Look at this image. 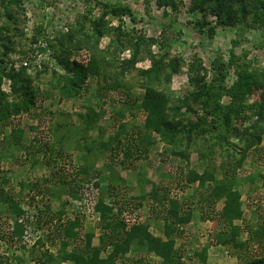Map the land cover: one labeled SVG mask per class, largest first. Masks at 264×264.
Returning <instances> with one entry per match:
<instances>
[{
  "label": "rangeland",
  "instance_id": "obj_1",
  "mask_svg": "<svg viewBox=\"0 0 264 264\" xmlns=\"http://www.w3.org/2000/svg\"><path fill=\"white\" fill-rule=\"evenodd\" d=\"M8 1L10 0H0V13H2L1 9H4V12L9 11L12 14V20L6 17L1 18L0 37L3 38L5 44L9 43L7 41L9 37L10 42L15 44L16 49L4 57L2 67L6 72H15L21 70L20 64L30 60V68L27 69V73L34 78L33 88L38 90L36 110H32L29 114L23 113L13 117L12 126L3 129L2 133H0V181L6 179L8 182L5 185L6 190L23 205L30 218L28 224L29 232L26 239H23L25 241V243L23 242L24 246L17 242L16 244H10L0 240V260L11 261L12 264H37L31 257V249L39 237L44 240V246L40 247L39 250L42 252L50 249L54 253L60 244L57 240V245H54L46 236L48 233H53L52 230H54L59 213L64 211L65 216L70 218L74 214L71 213V205L63 208L64 203L70 200V197H67L63 190L64 187L59 181L61 182L64 179L65 173L67 177H70L82 166L80 151L75 145L67 146L65 156H58L54 155V152L51 154L49 151L44 150L46 148H42L36 140L37 137H42L49 142H53L54 135L53 133H51L52 135L50 134V128L53 127L52 125L60 117L58 114H69L72 124L80 129L81 122L78 116L85 115L90 108L99 110L103 117L100 118L98 126L103 128L107 137L116 136L121 130L119 125L122 123L126 125L124 134H127L128 141L132 142V146L138 147L141 142V139L138 138L140 136L139 132H144L145 115L142 111H138L135 108L132 109V105L130 107L125 101L129 100L128 94L131 96L130 101L139 99L145 93L144 85L145 87L146 85L154 87L166 95L168 97V112L172 108L179 107L180 113L184 114L182 120L187 123L188 119L194 120L197 116L202 117L206 114L202 105L195 104L191 99H187L189 94L195 90L189 81L192 65L199 64L201 66V76L205 77V81L209 85L214 84L215 77L219 74L216 66L220 63L226 65L227 74L223 78L224 93H221V95L216 93V91L214 93V97H219V104L222 106L229 103L230 96L226 91L232 89L239 81V73L248 72L255 74V79L264 83V19H260L257 22L249 20L246 23L247 25L245 24L244 26L240 24L235 27H224L216 24V17L207 15L208 25L201 27L198 21L203 19V14L191 11V0H175L176 8L160 6L158 0H23L21 11H18L13 6L5 7ZM106 4L124 7L129 9L131 14L125 15L121 19L113 16L106 17L109 32L101 38L99 50L107 53H109V50L110 52L114 50L111 45L112 36L123 42V37L116 35V29L121 28L122 32L135 34L136 37H143L145 44H143L142 53L134 67L129 68H124L123 62L132 59L131 49H125L117 54L114 53L107 59L109 61L106 60L102 66L104 69L103 74L109 75L112 80L109 77L106 80L103 77H92L87 81L86 86L78 97L62 99L58 90L53 87L57 77L52 76V71L55 70L60 75H66L65 70L58 64L54 65V67L49 66V60L47 61L48 63L44 62L41 66L45 68L48 65V71L36 78V70L39 71V69L35 60L31 58V54H28V52L33 50L31 40L41 27L45 34L46 30L54 32L55 38L57 32H63V30L56 28H60L61 25L67 24L69 21L76 23L87 20L86 31H90L88 20L99 19L105 11L104 5ZM4 23H7L9 30L1 29ZM213 26L216 27V33L213 37H210L208 30ZM151 39L155 41L152 44L149 42ZM3 50H0V59L3 58L1 56ZM148 51L158 60H164V62L179 60L180 72L172 74L170 81L167 83L164 80L156 82L153 76H145L143 72L151 70L153 66L152 59L148 57ZM75 55L76 53L72 58ZM90 58L91 53L89 60ZM106 62H111L112 65L109 66ZM4 78L6 82L8 80L12 84L10 78L6 76ZM113 80L120 81L128 90L130 89V93L124 89L116 92L112 90L104 92L101 89L105 85V81L110 84ZM217 85H219V82L216 81ZM263 91V89H258L252 96L248 97L246 104L251 106L253 111L244 113L248 116L247 120L242 123L235 122V127L241 130L249 128L255 123H259L260 127L263 128L262 143L257 146V149H252L246 162L237 172H234L233 168L235 159L238 157L234 158L231 155L227 157L223 152L220 153L216 150L213 160L210 158V161L203 162L199 158V151L191 149L189 160L185 161L165 153L164 145L155 134L156 145L151 149L148 158L133 161V164L136 165L135 170L122 169V166L118 164L122 157L114 156V158H111L110 153L101 158L96 165V170L102 172L105 164H111L130 183L139 178L143 179V182H140L141 188L134 189L122 186V190L119 189V193H117L120 207H126L127 209L124 212L130 211L129 214L135 216L136 222L127 223L128 227L133 224L150 222L153 234L160 236L164 233V223L161 224L164 215L160 211L161 209L155 203L153 204L150 199H145L143 204L139 205L138 203L140 193L142 195L143 190H145L149 194L152 189L151 185L156 184L154 181L158 180H162L161 184L164 187L170 188L173 197L183 200L186 210H191L193 214L196 213L194 224L197 227L194 228V231H189V235L187 233L184 237H181L184 239L183 242L179 240L177 242V248L181 256L180 264H199L195 253L202 249L203 244L207 245V242L210 244L208 245L209 248L211 247L208 264H241V260L244 259L264 257V238L256 241L259 245L252 247L250 250L245 247L236 249L230 245L226 247L213 245V241L210 240L212 236L205 237V235L209 234V227H199L200 216L202 215L205 220L211 219L212 228L215 230L213 234L223 228L221 221L212 210L198 201L200 200L198 191H196L194 197L186 199L193 193V190L191 185H188L190 187L183 185L187 172L196 171V169L203 172L207 164L213 166L216 178L220 179L224 173L219 169V165L223 163L226 165L225 170L227 169L226 171L224 170L225 173L233 175L236 179L235 188H238L239 185L243 191L249 189V192H243L245 197L242 204L245 212V221L244 223L238 222V224L245 227L246 231H251V229L255 230L259 224L264 223V211H261L259 207L255 209L256 205L254 204V199L264 193V117L263 120H259L258 115L255 113V110L257 111L258 109L256 106L261 103ZM120 109L124 110V118L117 115V111ZM211 111L210 109L209 112L211 113ZM13 129L23 132L22 146L12 138L11 132ZM91 136L95 138L97 132H92ZM123 137H121L122 143H124ZM232 142L237 143L234 139ZM208 146V144L203 145L201 150L205 151ZM230 149H232V153L236 154L239 152L238 148ZM63 157L66 159L63 160ZM35 161L38 163H35ZM203 167L204 169L202 170ZM53 173H57V178H59L56 179V182L52 178ZM102 174L106 175L105 173ZM103 175L97 179L100 183V189H103L106 184ZM149 176L153 177L154 181ZM145 179L147 182H145ZM45 180L50 182L46 184L44 183ZM21 184L22 186L23 184H37L39 185L38 191H41V193H37L33 189L30 191L28 186L22 188ZM30 195L34 197V200L28 204L27 202L30 200L26 201L25 198ZM196 199L197 202H195ZM41 200H43L42 203ZM43 203L44 205H50V214L56 216H53L55 220L46 219L48 216L40 213V210H45L42 208ZM130 205H135L139 209L131 211ZM220 208L216 207L214 211L220 210ZM6 213L0 203V229L3 232L10 233L12 231V220L8 218ZM37 215L40 217V222L36 218ZM153 221H156L155 226L152 224ZM157 221L161 222L160 226H158ZM89 231H95V229L89 223H83L81 236ZM200 231L204 233L203 240L200 237ZM246 236L247 233H242L238 240L244 242ZM98 244L99 238L95 237L93 245L97 246ZM143 254H137L133 250L126 257L133 260L135 257L142 258ZM148 259L150 261L148 264L162 263V260L157 257ZM60 264L73 263L65 260ZM119 264L128 263L121 261Z\"/></svg>",
  "mask_w": 264,
  "mask_h": 264
},
{
  "label": "trees",
  "instance_id": "obj_2",
  "mask_svg": "<svg viewBox=\"0 0 264 264\" xmlns=\"http://www.w3.org/2000/svg\"><path fill=\"white\" fill-rule=\"evenodd\" d=\"M158 3L160 6L176 8L175 0H158ZM22 4L23 0H10L5 7L13 6L21 11ZM104 7L105 11L99 19L88 20L90 31H86L87 20L76 23L69 21L66 24V31L57 32L55 38L48 41V48L53 59L66 72V75H60L57 71H52V76L57 77L53 87L58 90L62 99L78 97L87 81L92 77H103L104 80L109 77L112 80L109 75L103 74L104 69L102 66L110 58L109 56L114 53L117 54L125 49H131L132 59L123 62L124 68L134 67L142 53L143 44H145L143 37H136L135 34L122 32L121 28L116 29V35L123 37V42L112 36L111 45L114 50L111 52L109 50V53L99 50L101 38L109 32L106 17L113 16L121 19V17L131 14V11L124 7L109 4L104 5ZM1 10L0 20L2 17L12 20V14L9 11L4 12V9ZM191 11L203 14V19L198 21L201 27L208 25L207 15L216 17L217 25L235 27L243 24L244 26L249 20L257 22L264 19V0H191ZM1 29L9 30L7 23H4ZM215 29L216 27L213 26L208 30L210 37L215 35ZM40 40H46V34L42 27L36 31L31 41L35 44ZM7 41L9 43L5 44L3 38L0 37V50L4 49L1 55L3 58L0 59V133L3 129L12 126L13 117L23 113L29 114L32 110L35 111L38 103V90L33 88L34 78L27 73L30 65L10 73L3 69L4 57L16 49L15 44L10 42L9 37ZM149 42L152 44L155 41L151 39ZM81 50L91 53V58L86 66L72 60V56ZM33 52L31 50L28 54L30 55ZM105 53L106 55H104ZM148 54V57L152 59L153 66L151 70L143 72L145 76H153L156 82L164 80L167 83L170 81L172 74L180 72L179 60L164 62V60H158L149 51ZM106 63L109 66L112 65L111 62ZM48 69L49 66L47 65L42 70H36L35 77L39 78ZM226 69V65L223 63L217 65L216 70L219 74L215 77L214 84L209 85L206 83L205 77L201 76V66L199 64L192 65L189 81L195 90L189 94L187 99H191L195 104L202 105L206 114L202 117L197 116L194 120L188 119L187 123L182 120L184 114L180 113L179 107L172 108L168 112V97L154 87L148 85L145 87L144 85L145 93L134 101H130L131 96L128 94L129 100L125 102L130 107L132 105V109L142 111L145 115L144 132H139L140 136L138 138L141 139V142L138 147L132 146V142L128 141L127 134L125 133L126 136L124 134L126 125L122 123L119 125L121 130L116 136L107 137L103 128L98 126L100 118L103 117L99 110L90 108L85 115H79L80 129L72 124L69 114H58L60 117L50 128V134L53 133L54 135L53 142H49L42 137H37L36 140L42 148H46L44 150L49 151L51 154L54 152V155L65 156L66 147L73 145L81 153L80 158L83 164L77 169L75 176L70 175V177H67L64 171L65 177L61 182L59 181L64 187L63 190L67 197H70H68L70 200L64 203L63 208L70 206L71 200L79 197V191L85 182L98 178L103 175L102 173H105L106 175H103V178L106 184L101 189L96 206L100 220L95 231L86 232L81 236L83 223H85L84 216L80 213H74L70 218L65 216L64 211L59 213L54 230H52L53 233H48L46 236L54 245H57L56 241L58 240L59 248L54 253L50 249L41 252L39 248L44 246V240L42 237L36 239L31 249V257L37 264H60L65 260L75 264H119L121 261L128 264H148L150 262L148 258L150 257L160 258L162 260L161 264H180L181 256L179 250L176 249V239L181 237L183 233L179 228L191 221V212L185 209L183 200L173 197L170 188L152 184L150 193L147 194L143 190L138 203L140 205L145 202V199H150L153 204L155 203L161 209L160 211L164 215L165 239L163 240L151 233L150 222L133 224L128 227L123 219L124 211L127 208L120 207V202L117 200L118 190L126 185V181L111 164H105L102 172L96 170V165L101 158L110 153L111 158H114V156L122 157V160L118 163L122 166V169L135 170L136 165L133 164V161L148 158L151 149L156 145L155 134L164 145L165 153L185 161L189 160L191 149L199 151V158L203 162L210 161V158L213 160L216 150L220 153L223 152L227 157H230V155L234 158L238 157L235 159L233 168V171L237 172L246 162L252 149H257V146L262 143L263 128L260 127L259 123H255L253 126L241 130L235 127V122L242 123L247 120L248 116L244 113L253 111V109L246 104V101L258 89L264 90V83L258 82L255 79V74L239 73V81L232 89L226 91L230 96L229 103L222 106L219 104V97H214V93L215 91L218 94L220 93L219 95L224 93L223 78L227 74ZM5 76L12 80L9 92H4L1 89L2 80ZM216 81L219 82L217 86ZM101 89L104 92L111 90L116 92L124 89L130 93V89L128 90L126 86L116 80H113L110 84L105 81V85ZM256 107L258 109L255 110V113L258 115L259 120H263L264 94L261 103ZM210 109L212 110L211 113L209 112ZM117 115L124 118V110H118ZM92 132H97L95 138L91 136ZM22 134L21 130L13 129L11 132L12 138L20 143V146H22ZM122 136H124V143H122ZM233 139L237 143L232 142ZM205 144L209 145L208 149L206 147L205 151H202V146ZM230 148H238L239 152L232 153ZM28 154L31 155L30 152ZM62 159L65 160L66 158L63 157ZM35 163L38 162L35 161ZM225 168V164L219 165V169L224 173L220 179L216 178L215 170L211 164L206 165L202 174H198L196 171L187 172L186 184L183 182V185L190 187L188 185L197 184L198 191L201 193L200 202L212 206L216 217L224 224V231L217 233L214 237L217 245L224 247L230 245L236 249L245 247L250 250L252 247L259 245L256 241L264 238V223L259 224L255 230L251 229V231H246V228L242 225H234L235 221L244 223L245 212L241 202V194L235 189L236 179L233 175L226 174L227 169L225 170ZM53 174L52 178L56 182V179L59 178H57V173ZM48 182L50 181H44L46 184ZM6 184H8L6 179L0 181V203L3 209L6 210L8 218L12 220L13 225L10 233L3 232L0 229V240L4 243L16 244L17 242L23 245L24 232L29 227L30 218L23 205L6 190ZM96 185L99 187V181ZM26 186L30 188V191L33 189L37 193H41V191H38L39 185L37 184H23L22 188ZM25 200H30L27 202L30 204L34 197L32 195L26 196ZM221 201L224 203L223 208L214 211L216 210V204ZM42 202L43 200H41ZM130 206L131 211L139 209L135 205ZM42 208L45 210H40V213L48 216L46 219L55 220L54 217L56 216L50 214V205H44L43 203ZM22 217L25 220L19 222ZM36 218L38 222L41 221L39 215ZM58 221L60 222L58 223ZM242 233H247L244 242L238 240ZM95 237L99 238L97 246L93 245ZM74 242L78 243L75 244ZM133 250L137 254L144 253L142 258L135 257L133 260L127 258L126 256ZM195 256L199 264H208V246L197 251ZM0 264H12V262L1 259ZM241 264H264V257L244 259L241 260Z\"/></svg>",
  "mask_w": 264,
  "mask_h": 264
},
{
  "label": "built area",
  "instance_id": "obj_3",
  "mask_svg": "<svg viewBox=\"0 0 264 264\" xmlns=\"http://www.w3.org/2000/svg\"><path fill=\"white\" fill-rule=\"evenodd\" d=\"M63 31H66V23L61 25L60 28ZM54 32H50L46 30V40H40L38 43L32 45L33 53L31 54V58L35 60L37 68L40 70L42 69V64L50 60L49 66H53L57 64L56 60L53 59L51 51L48 48V41L54 39ZM41 49V50H39ZM90 53L86 50H81L72 58L73 61L80 63L82 65H87L89 62ZM30 61H24L20 64L19 67H29ZM48 63V62H47ZM17 66V65H15ZM57 67V66H56ZM51 68V67H50ZM57 69V68H55ZM11 87V82L3 79L1 89L4 92H9ZM75 176V173H74ZM98 178H93L88 182H85L79 191V197L77 199L71 200V213H80L84 216L85 222L89 223L94 229L98 225L100 220L99 214L97 213L96 206L99 201L101 189L100 186L98 187L96 184L98 183ZM255 209L258 207L260 210L264 211V193H261V196L254 199ZM74 215V214H73ZM135 216L129 214V212H125L123 214V219L126 223L136 222ZM25 220L24 217L20 218L19 222H23ZM13 225V222H12ZM28 229L24 232L23 239H26L28 235ZM25 243V241H24ZM74 264V263H73Z\"/></svg>",
  "mask_w": 264,
  "mask_h": 264
},
{
  "label": "crops",
  "instance_id": "obj_4",
  "mask_svg": "<svg viewBox=\"0 0 264 264\" xmlns=\"http://www.w3.org/2000/svg\"><path fill=\"white\" fill-rule=\"evenodd\" d=\"M155 167H156V165H155ZM201 167V166H200ZM149 168H150V166H149ZM149 168H147V170H149ZM157 169V168H156ZM204 169V167L202 168V170ZM196 172L198 173V174H201V173H203V172H201V171H199V170H197L196 169ZM148 175H149V172H148ZM158 175H159V173H158ZM122 176V175H121ZM123 178V177H122ZM149 178L150 179H152L153 177H151V176H149ZM148 178V179H149ZM157 178H158V176H157ZM125 181H126V185L125 186H127V187H132V188H134V189H136V188H139L140 187V182L142 181L143 182V179H141V178H139V179H136V180H134V181H131V183L130 182H128L125 178H123ZM152 181H154L153 179H152ZM145 182H147L146 181V179H145ZM161 182H162V180H158V181H154V183H156L155 185H162L161 184ZM239 183V182H238ZM148 184V183H147ZM144 186H146V185H144ZM149 186V185H148ZM152 186V185H151ZM163 186V185H162ZM235 186H236V181H235ZM191 187H192V190H193V193L192 194H190V196H188V198H186V199H191L192 197H194L195 196V194H196V191H198V185L197 184H193V185H191ZM141 188V187H140ZM236 190H238V192H240V194H241V202H243V198L245 197V195H244V193H246L247 191L249 192V189H247L246 191H243V190H241L240 189V187H239V185H238V188H235ZM141 191H142V189H141ZM244 192V193H243ZM198 193H200V191H198ZM201 194V193H200ZM139 196V195H138ZM140 197H141V193H140ZM200 200H201V195H200ZM200 200H198L199 202H200ZM191 201H193V200H191ZM195 202H197V199L195 200ZM202 205H204V206H206L208 209H210V210H212V206H210L209 204H205V203H202V202H200ZM183 204H184V202H183ZM223 205H224V203H223V201H221V202H218L217 204H216V206L215 207H221L220 208V210L223 208ZM184 207H186V205L184 206ZM186 209V208H185ZM192 209V208H191ZM187 211H190L191 212V210H187ZM213 211V210H212ZM217 211H219V210H217ZM196 212V211H195ZM196 214V213H195ZM195 214H193L192 212H191V221L188 223V224H185V225H182L179 229H181V231L183 232L182 233V236L181 237H184L187 233H188V235L190 234L189 233V231L191 232V231H194V228L195 227H197V226H195V222H194V218L196 217V215ZM197 214H198V211H197ZM199 214H201V213H199ZM207 219V218H206ZM200 223H199V227H201V226H204V228H206V227H209V234L208 235H205V237L206 238H208L210 235L212 236V238L210 239V240H212L213 241V245H216V246H220V247H224V246H221V245H217L216 243H215V235L217 234V233H219V232H221V231H224V228H225V226H224V224H222L221 223V226L223 227L221 230H219L217 233H215V234H213L214 233V229L212 228V222H211V219H209V220H205V218H203V216L201 215L200 216ZM162 222V223H161ZM157 221V224H158V226H160V223L161 224H163L164 223V221ZM238 222L239 221H235L234 222V225H239L238 224ZM152 224H154V226L156 225V221H153V223ZM208 226H207V225ZM163 226H164V224H163ZM211 227V228H210ZM150 231H151V228H150ZM151 233L153 234V232L151 231ZM212 233V234H211ZM153 235H155V234H153ZM203 235H204V233H202V231H200V237L202 238V240H203ZM155 236H157V237H160V238H162L163 240L165 239V237H164V233H162L160 236H158V235H155ZM177 238L176 239V249H178L177 248V242H178V240L179 241H181V242H183L184 241V239L183 238ZM208 245H210V244H208V242H207V245L206 244H203V246H202V249L203 248H205V247H207ZM211 248V247H210ZM210 248H209V246H208V257H209V254L211 253L210 252ZM160 261V260H159Z\"/></svg>",
  "mask_w": 264,
  "mask_h": 264
}]
</instances>
